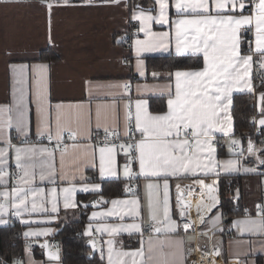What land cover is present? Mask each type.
I'll use <instances>...</instances> for the list:
<instances>
[{"label": "crops", "instance_id": "0c3cea01", "mask_svg": "<svg viewBox=\"0 0 264 264\" xmlns=\"http://www.w3.org/2000/svg\"><path fill=\"white\" fill-rule=\"evenodd\" d=\"M48 4L52 5L50 9ZM175 4L176 0H168L169 23H157L153 19L146 22L145 31H140L141 22L133 19V16L143 12L145 15L158 17L159 6L156 0H0V109L3 110L0 111V148L6 149L4 162L0 164V170L5 173L0 180V191L10 192L14 186L43 189V194L36 197L40 210L21 212L14 220L10 218V211L15 212L11 207V200H0L7 209L0 212V228L15 224L20 226L24 243L23 255L7 261L10 264H64L56 234L63 224L76 220L79 213L78 204L72 209L63 207L60 189L74 186L76 202L79 195H96L101 198L102 183L106 181H122L124 191L122 195L112 196L107 201L103 198L106 201L103 206L92 208L86 214L82 236L97 244V260L87 264H108L109 246L105 242L110 239L114 241L118 252L140 249L143 239L147 259L150 235L155 245L151 253L152 264H187L188 249L208 247L209 241L205 234L208 230H213L211 243L223 264H264V233L242 231V225L236 223L245 219L257 222L262 219L261 215L254 214V210L264 197V163L261 162L264 161V143L251 141L257 151L249 154V141L242 143L233 136L232 105L231 133L213 134L219 143L218 147L213 144L214 160L216 163L229 159L238 160L239 165L227 172L217 167L208 174L198 172L195 175L167 177L170 216L178 225L174 233L141 236V233L136 232H120L109 236L106 232L96 231L104 225L137 222L142 223L143 233L144 227L150 223L149 183L159 185L151 191L153 198L160 201L158 218H163L164 177L157 179L141 175L138 160H133L129 165L132 175L125 176L124 167L129 162V157L125 153L120 154L117 147L113 166L116 175L101 176L100 148L112 145H98L93 142V136L106 129H117L120 137L125 140V145L133 135L138 136V141L141 135L135 126L136 102L146 101L147 111L152 115L167 112L169 88L172 96L175 95V72L200 69L162 71L147 67V59L152 57L195 55L203 59L202 54L177 52L175 24L172 21L184 17ZM243 14L250 15L251 12ZM162 32L170 33V39L165 40L167 51L158 49L137 52V40L146 41L150 39V33ZM244 32L251 36V47L254 48V27L242 30L243 34ZM49 52L53 53L52 58L48 56ZM248 54L242 51V55ZM259 59L258 55L254 57L257 62L252 65V84ZM21 68L23 72L20 71ZM259 71L264 73V69L260 68ZM252 92L234 91L233 96L236 93ZM260 93L264 91L256 93L254 98L257 111L253 119L255 129L264 128V125L258 123L260 119H264ZM152 100L155 110L150 106ZM161 100H165V108ZM129 111L131 132L126 136L125 126L128 122L125 117ZM20 113H23L22 126L17 125ZM9 118L12 120L11 125L8 124ZM58 129H62V138L59 139ZM65 132L70 133L68 139L63 136ZM49 135L52 139H49ZM28 137L46 138L52 140L53 144L20 141ZM64 139L66 142L61 146L60 142ZM232 140L239 141L237 150L234 147L230 150ZM17 148L36 149L35 159L53 164L54 174L41 180L40 167L37 166L31 184L20 185L23 170L17 167ZM41 148L48 149L52 156L40 153L38 150ZM15 172L20 174L17 181L12 179ZM222 175L243 176L241 188L234 191L233 197L240 200L245 214L235 216L228 222L222 218L220 210L219 177ZM134 179L137 182V192L131 194L129 189ZM198 180H203L205 185H212L214 188L212 195L218 202L210 212L207 206L213 201L209 200L207 188H202L196 182ZM93 184L100 185L99 189L87 192L82 190L86 185ZM53 188L57 190L55 203L58 211L55 213L51 211L53 196L50 190ZM178 195L182 206L177 205ZM29 199H32L31 196ZM133 199L138 200L140 207V215L135 220L125 217L121 221L118 217L108 216L91 219L93 212H107L111 209L113 200ZM28 207L31 208L30 203ZM181 211L185 212L183 217L180 215ZM185 223L190 225L187 230L184 228ZM89 225L91 234L86 235ZM43 229L51 231L46 235H24L28 231L39 232ZM52 240L55 244L54 252H58V260H50L44 254V248L38 246L41 242L49 243ZM159 240L164 241L163 245L157 242ZM29 242L37 246L32 247ZM98 249H102L103 253H98ZM91 253L90 248V256ZM113 259L116 260L115 254ZM136 259L139 260V257ZM131 260V257H126V264H131Z\"/></svg>", "mask_w": 264, "mask_h": 264}, {"label": "snow or ice", "instance_id": "6c2138e0", "mask_svg": "<svg viewBox=\"0 0 264 264\" xmlns=\"http://www.w3.org/2000/svg\"><path fill=\"white\" fill-rule=\"evenodd\" d=\"M119 2V0H114ZM159 6V16L153 17L141 12L134 15L133 19L141 22L140 31H145L146 22L156 20L157 23H169L168 0H156ZM49 9L51 4L47 5ZM230 6V7H229ZM176 9L184 18L172 21L175 24L176 50L179 53L191 52L203 55V67L198 70L176 71L175 76V95L172 96L169 88V99L167 101L168 110L163 114L152 115L147 111V102L138 100L136 102L135 126L140 133L141 139L129 143L121 144L120 148L124 150L129 162L125 164L124 175L131 176L132 171L129 165L133 160H138L140 174L146 178L155 177L157 179L164 177L163 194V218H158L160 201L154 199L152 189L159 185L149 183L148 210L149 221L152 233H174L177 230V223L171 219L169 197H168V176H180L186 174H197L203 172L208 174L219 167L227 172L235 169L239 165L238 160L229 159L221 163L214 160L215 148L213 147V134L223 132L225 135L231 133L232 117L230 107L233 103L232 96L234 91H253L252 84V65L257 62L255 56H259L258 61L261 69H264V0H176ZM251 7L250 15H244L243 10ZM227 10V11H225ZM239 10V14L237 11ZM215 13V14H213ZM254 27V48L251 47L253 41H250L248 55H242L241 42L243 39L242 30ZM150 39L146 41L137 40V52L168 50L165 40L170 39L169 32L150 33ZM138 62V66H139ZM43 67V66H42ZM23 72V68L20 69ZM143 75V73H141ZM154 75H156L154 73ZM171 77V74H170ZM262 105V114H264V93L259 96ZM0 111H3L0 109ZM99 118V113L97 114ZM126 131L125 135H130L131 112L125 117ZM12 120L9 118L8 124ZM264 125V119L258 122ZM23 113H20L17 125L22 126ZM227 125V126H225ZM107 132V129H106ZM62 129H58L57 138H62ZM112 133H109L111 135ZM119 134L118 132L116 133ZM75 133H73V136ZM49 139H52L49 135ZM239 143L237 140L230 142V150ZM115 145L111 147L100 148V174L101 176L116 175L114 171L115 164ZM6 149L0 148V164H3V157ZM40 153H47L49 157L52 153L46 148L38 150ZM257 151L249 141L248 153ZM16 162L17 167L23 170V176L20 177V185H30L31 180L35 178L34 169L40 167V179L44 180L47 175L54 174V165L49 164L43 159L39 162L35 159L37 150L34 148H17ZM264 163V161H261ZM252 171V169H245ZM5 173L0 170V180ZM31 177V179H29ZM202 188H207L209 200L213 203L207 206L210 212L218 202L212 195L214 188L212 185H205L203 180L196 181ZM100 185L93 184L85 186L82 190L96 191ZM179 189V185L177 186ZM53 196V213L58 211L55 203V194L57 190L51 189ZM63 194V207L72 209L77 207L75 200L76 188L68 187L60 189ZM43 194V189L33 190L30 186H14L11 191H0V200H11V207L15 209V214L21 212H36L39 209L36 203V197ZM31 196V200L29 197ZM101 199H103L101 197ZM29 203L31 208L28 207ZM113 207L107 212H93L91 219L98 217H118L121 221L125 217L133 220L140 215L139 202L133 200H113ZM177 205L182 206L180 196L177 197ZM259 207V206H258ZM199 211L200 205H197ZM5 204L0 202V212L6 211ZM262 219L257 222L252 219L237 221L242 225V231L264 233V208L260 209ZM181 217L185 215L180 212ZM218 219V217L216 218ZM203 222V217H201ZM190 227L185 223L184 228ZM91 225L86 235H90ZM50 229H43L39 232L28 231L26 237L46 235ZM96 231L106 232L109 236L120 232L142 233V223H117L98 227ZM163 245L164 241H157ZM95 249L97 244L94 240L90 241ZM108 264H126L125 258L131 257V264H152L151 253L155 247L153 237L148 239V254L144 251V241L141 240V248L134 252H118L114 247V241L108 240ZM178 244L180 242H177ZM42 247L47 248L44 244ZM116 256V260L113 256ZM50 260H58V252L51 250L47 253ZM139 257V260L136 258ZM103 258V257H102Z\"/></svg>", "mask_w": 264, "mask_h": 264}, {"label": "trees", "instance_id": "16d2710c", "mask_svg": "<svg viewBox=\"0 0 264 264\" xmlns=\"http://www.w3.org/2000/svg\"><path fill=\"white\" fill-rule=\"evenodd\" d=\"M242 35V51L244 53H249V42L252 38L247 32H244V34L242 33ZM49 55L50 58L53 57L52 52H49L48 56ZM147 60L148 69L162 71L198 69L203 65L202 57L195 55H168L162 58L152 57ZM253 86L252 93H236L233 96V136L239 138L242 143L245 142L244 134L252 132L255 129L253 119L257 111L254 98L256 93L264 91L263 72H255ZM153 100L156 101L155 99ZM153 100L150 106L152 110H155L156 108ZM161 104L163 108H165V100H161ZM255 141L264 143V141L259 138H256ZM242 177V175H222L219 177L220 210L222 218L226 222L235 216L245 214L240 200H235L233 197L234 191L241 188ZM102 185L103 189L100 195L106 201L112 196L123 194L124 188L122 186V181H106L103 182ZM106 201H99V197L96 195H79L77 197V210L79 213L77 219L63 224L56 234V237L59 239L61 260L64 264H87L97 260L96 253L90 256V248L87 245L88 241L82 236V228L86 222V214L88 211L92 208L103 206ZM23 247L24 243L21 238L20 226L15 224L0 228V264H5L4 262L21 257L23 255Z\"/></svg>", "mask_w": 264, "mask_h": 264}, {"label": "built area", "instance_id": "2783aa9c", "mask_svg": "<svg viewBox=\"0 0 264 264\" xmlns=\"http://www.w3.org/2000/svg\"><path fill=\"white\" fill-rule=\"evenodd\" d=\"M248 2V0H246V3ZM252 9L251 7H246L245 10H243V12L248 13L251 12ZM256 72H260V66L257 64L255 66ZM257 76V75H256ZM259 76V75H258ZM118 132L117 129H112L109 131H104V132H97L94 134L93 136V142L98 144V145H115L118 149V152L120 154L124 153V150L120 148L121 144L125 145V140H123V138L120 137V135L116 134ZM109 133H112L111 135H109ZM119 133V132H118ZM63 136L65 138H69L70 137V133L69 132H65L63 134ZM16 137V136H14ZM138 138V136L133 135L130 140L129 143H133L134 141H136V139ZM244 138L245 141H255L256 138H259L260 140L264 141V128H257L255 130H253L252 132H247L244 134ZM213 144L215 147L219 146L218 143V138L217 137H213ZM21 142H25V143H46V144H53L52 140H48L46 138H42V137H28V138H24L20 140ZM66 142V139L62 140L61 146L64 145ZM128 143V144H129ZM238 145L234 146V149L237 150L238 149ZM20 174L18 172H15L13 175V180L17 181L19 179ZM137 182L134 179L132 181V186L129 189V192L131 194L136 193L137 192ZM2 202V201H0ZM259 206V207H258ZM255 210H254V214L257 215H261L260 209L264 208V197L262 198V200L260 201V204L258 205ZM262 216V215H261ZM10 218L12 220H14L16 218V214L15 212L12 210L10 211ZM149 234H153L152 230H151V224H147L144 227V232L142 236H146ZM206 236L208 238L209 244L207 248H198V247H192L193 249H188L187 250V264H223L222 261L220 260L216 250L214 249L212 243H211V237L213 235V230H208L206 233ZM29 244L32 247L37 246L36 244H34L33 242H29ZM43 243H39L38 246L42 249ZM54 241H50L48 243V249L54 252ZM98 253H103L102 249H98ZM5 264H10V262H4Z\"/></svg>", "mask_w": 264, "mask_h": 264}, {"label": "water", "instance_id": "95a60500", "mask_svg": "<svg viewBox=\"0 0 264 264\" xmlns=\"http://www.w3.org/2000/svg\"><path fill=\"white\" fill-rule=\"evenodd\" d=\"M99 200H100V201H104V200L101 199V198H99ZM44 244H47V245H48V242H47V241H44V242H43V245H44ZM87 245H88V246L91 248V250H92L91 256L94 255V253L96 252V248L94 249V248L92 247L90 241L87 242ZM43 248H44V249H43L44 254L48 257V255H47V253H48V251H49L48 247H47V248L43 247Z\"/></svg>", "mask_w": 264, "mask_h": 264}]
</instances>
